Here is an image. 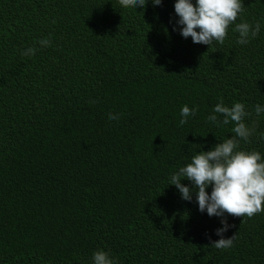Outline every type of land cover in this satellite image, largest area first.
I'll use <instances>...</instances> for the list:
<instances>
[{
	"label": "trees",
	"instance_id": "trees-1",
	"mask_svg": "<svg viewBox=\"0 0 264 264\" xmlns=\"http://www.w3.org/2000/svg\"><path fill=\"white\" fill-rule=\"evenodd\" d=\"M174 2L0 0V264H91L97 249L119 264H264V212L228 215L233 244L217 249L220 219L168 185L234 135L207 120L219 101L264 132V0L236 21H261L255 39L237 44L233 24L210 47L173 30ZM183 105L198 110L181 125ZM241 147L264 154L257 135Z\"/></svg>",
	"mask_w": 264,
	"mask_h": 264
},
{
	"label": "clouds",
	"instance_id": "clouds-1",
	"mask_svg": "<svg viewBox=\"0 0 264 264\" xmlns=\"http://www.w3.org/2000/svg\"><path fill=\"white\" fill-rule=\"evenodd\" d=\"M122 9L144 8L149 0H117ZM163 0H151L156 7ZM175 19L173 30L179 31L182 38H191L194 44L212 46L223 44L228 35L229 26L234 24L233 32L238 33L236 43L247 45L255 39L262 28V22L249 23L237 18L244 12L243 0H175ZM41 47L50 46V39L38 41ZM36 48L29 47L21 51L22 56H33ZM194 105L191 108L183 105L180 108V124L184 125L197 112ZM256 117L264 115V105L254 106ZM252 113L246 110L242 102H233L231 106L223 100L216 103L207 120L216 127L234 126L229 136L215 144L208 151H199L192 155L183 166L170 174L168 185H174L182 200L191 202L193 195L201 213L220 219L221 227L215 230V235L221 237L212 242L217 249H228L233 244L234 236L223 238L231 225L227 216L253 217L264 212V154L257 150H245L241 141L250 142L253 135L264 140V132L257 133L256 121L246 124V118ZM222 117V119L218 118ZM110 120H118L119 116L109 112ZM183 180L190 185L182 183ZM211 188V191H207ZM91 264H119L118 259L109 251L97 249L91 255Z\"/></svg>",
	"mask_w": 264,
	"mask_h": 264
}]
</instances>
